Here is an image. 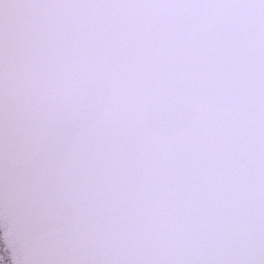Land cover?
<instances>
[{
  "label": "snow or ice",
  "instance_id": "snow-or-ice-1",
  "mask_svg": "<svg viewBox=\"0 0 264 264\" xmlns=\"http://www.w3.org/2000/svg\"><path fill=\"white\" fill-rule=\"evenodd\" d=\"M0 264H264V0H0Z\"/></svg>",
  "mask_w": 264,
  "mask_h": 264
}]
</instances>
